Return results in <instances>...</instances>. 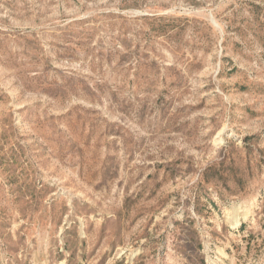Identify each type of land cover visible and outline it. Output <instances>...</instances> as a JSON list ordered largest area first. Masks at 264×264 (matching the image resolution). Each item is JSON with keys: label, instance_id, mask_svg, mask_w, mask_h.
I'll use <instances>...</instances> for the list:
<instances>
[{"label": "rangeland", "instance_id": "rangeland-1", "mask_svg": "<svg viewBox=\"0 0 264 264\" xmlns=\"http://www.w3.org/2000/svg\"><path fill=\"white\" fill-rule=\"evenodd\" d=\"M0 264H264V0H0Z\"/></svg>", "mask_w": 264, "mask_h": 264}]
</instances>
